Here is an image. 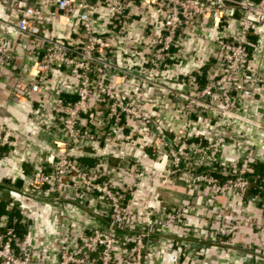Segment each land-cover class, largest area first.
I'll list each match as a JSON object with an SVG mask.
<instances>
[{"label":"built area","instance_id":"2783aa9c","mask_svg":"<svg viewBox=\"0 0 264 264\" xmlns=\"http://www.w3.org/2000/svg\"><path fill=\"white\" fill-rule=\"evenodd\" d=\"M7 10L16 15L0 17V70H10L19 88L39 91L54 65L67 67L77 79L75 97L62 106L61 125L66 139L48 148L50 166L36 173L20 187V193L41 196L45 184L54 187L53 197L62 200L64 175L70 174L76 186L94 193L108 210L105 227L81 233L75 245L63 244L55 235L56 258L38 259L31 243L20 237L17 219L0 217V264H113L117 248L125 250L124 264H148L156 255L149 228L130 221L135 210L125 206L127 192L114 188L98 169L73 158L66 148L70 142L87 145L98 133L81 122L94 101L103 102L105 137L120 135V123L130 116L143 123L142 139L148 141L167 165L180 173L187 189L207 186L213 197L229 190L240 194L256 186L250 194L264 208V169L260 149L251 144L239 152L235 165L222 159L224 143L237 122L264 131V122L251 109L257 90H264V70L248 62L250 34L264 24V0H10ZM233 22L234 31L220 38L221 51L216 65L195 86L202 68L187 71L182 82L187 89L164 84L160 78L170 54L180 44L186 30L203 26L219 27ZM140 26V31H135ZM63 29V33L58 29ZM17 32L29 48L26 57L33 62L26 70L15 64L11 49L12 33ZM33 47V48H32ZM36 50L42 57L35 58ZM177 78V77H176ZM128 86L132 87L129 90ZM148 87L165 90L189 118L191 112L211 116L212 128L206 141H197L195 127L186 123L166 133L157 128L155 106ZM14 93L20 96L17 90ZM264 110V95L262 97ZM5 123L0 120V153ZM187 203L171 207L158 223L168 225L180 219ZM231 221L214 227L218 239L230 235L244 223L264 231V222L251 216L229 212ZM14 217V216H13ZM16 218V217H15ZM58 218V217H57Z\"/></svg>","mask_w":264,"mask_h":264},{"label":"crops","instance_id":"0c3cea01","mask_svg":"<svg viewBox=\"0 0 264 264\" xmlns=\"http://www.w3.org/2000/svg\"><path fill=\"white\" fill-rule=\"evenodd\" d=\"M10 2L0 0L1 18L17 14L16 10L6 9ZM134 30L140 31V26ZM58 31L63 33L61 28ZM229 31H234L232 21H223L219 27L205 25L186 30L180 44L170 54L160 80L187 89L182 77L187 71L202 68L204 74L195 86L201 85L219 59L220 38ZM12 37L15 64L26 70L33 62L26 57V51L31 47L17 32H13ZM249 39L248 62L264 70V24L252 32ZM41 57V52L36 50L34 59ZM76 83V77L63 65H54L48 71L39 91L19 88L10 70H0V120L5 123L0 153V201L4 200L6 207L0 217L5 219L8 215L10 221L17 219L20 237L31 243L38 259L46 262L56 258L55 235H61L64 245L73 246L81 233L94 227H105L108 217L105 203L94 193L76 186L70 174L63 178L62 200L54 199L55 190L50 184L44 185L39 197L20 193V187L29 184L36 173L50 166L46 150L66 139L61 125L62 106L75 97ZM128 88L132 90V87ZM148 93L155 103L151 110L155 112L158 129L171 133L189 123L197 133L194 140H207L212 115L200 116L193 111L187 118L165 90L152 91L148 87ZM263 95L264 90L258 89L257 99L251 106L262 122ZM104 109L103 102L94 101L91 111L81 116L84 127L97 132V137L91 138L85 146L70 142L65 149L58 147L56 151L67 150L73 158L98 169L114 188L126 190L125 206L135 210L130 221L136 227L152 231L156 255L148 264H264V231L244 223L220 239L214 232L219 223L231 221L230 211L264 222L261 202L250 195L258 192L256 186L246 193L229 190L215 197L204 185L199 190L187 189L180 173L168 168V158L159 156L156 149L142 139V122L125 116L118 137L109 139L101 134L107 130ZM249 144L260 149L262 160L257 165L259 171L264 169V131L244 122H237L231 137L225 141L222 159L235 165L239 152ZM183 203H187V208L180 219L168 225L158 223L171 207ZM124 254V249L117 248L113 264H124Z\"/></svg>","mask_w":264,"mask_h":264},{"label":"trees","instance_id":"16d2710c","mask_svg":"<svg viewBox=\"0 0 264 264\" xmlns=\"http://www.w3.org/2000/svg\"><path fill=\"white\" fill-rule=\"evenodd\" d=\"M3 211H6V207H5V201L1 200L0 201V213L3 212Z\"/></svg>","mask_w":264,"mask_h":264},{"label":"water","instance_id":"95a60500","mask_svg":"<svg viewBox=\"0 0 264 264\" xmlns=\"http://www.w3.org/2000/svg\"><path fill=\"white\" fill-rule=\"evenodd\" d=\"M16 184H19V182H17Z\"/></svg>","mask_w":264,"mask_h":264}]
</instances>
